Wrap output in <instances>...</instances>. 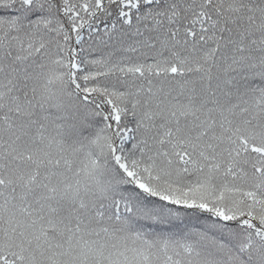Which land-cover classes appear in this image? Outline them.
Listing matches in <instances>:
<instances>
[{
    "label": "snow or ice",
    "instance_id": "1",
    "mask_svg": "<svg viewBox=\"0 0 264 264\" xmlns=\"http://www.w3.org/2000/svg\"><path fill=\"white\" fill-rule=\"evenodd\" d=\"M0 264H264V0H0Z\"/></svg>",
    "mask_w": 264,
    "mask_h": 264
}]
</instances>
